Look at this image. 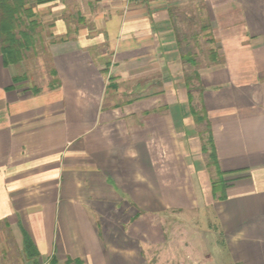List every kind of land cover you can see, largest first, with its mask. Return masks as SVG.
I'll use <instances>...</instances> for the list:
<instances>
[{"label": "crops", "instance_id": "crops-1", "mask_svg": "<svg viewBox=\"0 0 264 264\" xmlns=\"http://www.w3.org/2000/svg\"><path fill=\"white\" fill-rule=\"evenodd\" d=\"M174 1L27 0L35 47L0 51V264H160L201 210L264 264V0H205L197 85Z\"/></svg>", "mask_w": 264, "mask_h": 264}, {"label": "rangeland", "instance_id": "rangeland-1", "mask_svg": "<svg viewBox=\"0 0 264 264\" xmlns=\"http://www.w3.org/2000/svg\"><path fill=\"white\" fill-rule=\"evenodd\" d=\"M173 10L181 47L189 60L196 63L186 61V76L194 77L192 83L197 85L195 73L199 68L214 63L213 56L218 49L213 39L212 21L207 14L205 0H176ZM204 27L208 28L205 30ZM43 52L40 51V54L43 55ZM42 70L49 72V64H41V77ZM170 214L167 219L171 218ZM174 216L173 225H166L174 230V240L170 239L154 261L157 258L160 264H232L221 236L216 233L210 210L186 212V223L177 212ZM210 219L212 222H209Z\"/></svg>", "mask_w": 264, "mask_h": 264}, {"label": "trees", "instance_id": "trees-1", "mask_svg": "<svg viewBox=\"0 0 264 264\" xmlns=\"http://www.w3.org/2000/svg\"><path fill=\"white\" fill-rule=\"evenodd\" d=\"M47 1L49 0H38L40 3ZM33 18L34 12L27 6V0H0V51L7 63H20L27 52L35 47L39 24ZM204 28L206 30L208 27ZM181 50L186 61L195 65L182 47ZM194 76L200 81L199 73L196 72ZM193 78L186 79L188 85L192 84Z\"/></svg>", "mask_w": 264, "mask_h": 264}]
</instances>
